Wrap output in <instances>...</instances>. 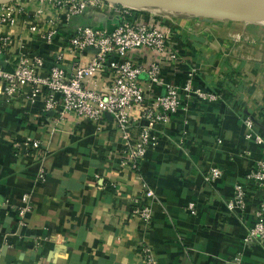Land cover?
I'll list each match as a JSON object with an SVG mask.
<instances>
[{"label": "crops", "instance_id": "1", "mask_svg": "<svg viewBox=\"0 0 264 264\" xmlns=\"http://www.w3.org/2000/svg\"><path fill=\"white\" fill-rule=\"evenodd\" d=\"M19 1L26 15L4 31L10 51L29 47L44 58L45 68L54 53L66 50V38L76 26L113 22L108 6L90 7L66 21L65 10L49 0ZM33 25L54 30L52 41L31 34ZM195 42L196 37L181 41V53L192 62L202 53L207 56L209 65L198 66L202 76L209 73L213 80L208 85L197 78L195 84L216 90L217 99L191 104L184 135L172 122L156 125L158 142L137 171L120 167L123 136L109 116L98 129L74 114L45 113L43 95L34 102L24 95L0 104L4 264H142L143 238L160 264H264V240L244 241L253 223L249 207L259 203L264 186L246 184L247 208L226 206L236 180L264 162V140L248 139L243 123L251 116L254 131L264 139V63L214 57ZM176 77L181 84L183 74ZM32 142L43 154L18 146ZM210 164L224 170L214 186H206L202 177ZM143 182L156 194L146 233L129 213ZM24 194L27 208L19 215ZM190 202L195 213L187 210Z\"/></svg>", "mask_w": 264, "mask_h": 264}, {"label": "built area", "instance_id": "2", "mask_svg": "<svg viewBox=\"0 0 264 264\" xmlns=\"http://www.w3.org/2000/svg\"><path fill=\"white\" fill-rule=\"evenodd\" d=\"M49 1L65 10L66 21L90 7L108 6L113 22L76 26L66 38V50L54 53L52 65L45 68L44 58L29 47L19 52L10 51V37L4 33L5 28L26 15V10L19 0L0 3V104L14 102L24 95L34 102L33 98L43 95L45 113L74 114L89 120L98 129L109 116L112 126L123 136L120 167L137 171L146 151L158 142L156 125L172 122L184 135L191 104L217 99L216 90L195 84L197 78L208 85L213 80L209 73L202 76L198 66H208L210 62L204 53L195 62L181 53L180 42L191 41L196 36L183 34L173 21H168L172 19L167 18L176 16L174 11L101 0ZM29 31L34 35L42 34L47 42H51L54 35V30L40 31L36 25ZM177 74H183L181 84L177 82ZM243 123L248 139L263 142L254 131L251 116H246ZM18 146L43 154L38 142ZM223 171L218 164L208 165L202 170L204 184L214 186ZM252 182L264 186V162H256L236 180L233 197L226 202L229 209L247 208L246 184ZM155 200L156 194L146 182L141 183L140 190L131 198L130 216L141 224L143 233L152 226ZM21 201L19 215L27 208L28 196L24 194ZM187 210L195 213V205L188 203ZM249 211L253 223L247 228L244 241H262L264 196L257 205L250 206ZM139 244L142 264H160L145 238ZM234 260L240 261V256H235ZM0 264H4L1 259Z\"/></svg>", "mask_w": 264, "mask_h": 264}, {"label": "rangeland", "instance_id": "3", "mask_svg": "<svg viewBox=\"0 0 264 264\" xmlns=\"http://www.w3.org/2000/svg\"><path fill=\"white\" fill-rule=\"evenodd\" d=\"M175 14L168 21H173L183 34L195 35V44L214 57L242 61L260 58L264 63V12Z\"/></svg>", "mask_w": 264, "mask_h": 264}, {"label": "water", "instance_id": "4", "mask_svg": "<svg viewBox=\"0 0 264 264\" xmlns=\"http://www.w3.org/2000/svg\"><path fill=\"white\" fill-rule=\"evenodd\" d=\"M13 0H3L0 3ZM129 7L157 6L178 13L264 12V0H101Z\"/></svg>", "mask_w": 264, "mask_h": 264}, {"label": "bare ground", "instance_id": "5", "mask_svg": "<svg viewBox=\"0 0 264 264\" xmlns=\"http://www.w3.org/2000/svg\"><path fill=\"white\" fill-rule=\"evenodd\" d=\"M0 1H3V0H0Z\"/></svg>", "mask_w": 264, "mask_h": 264}]
</instances>
